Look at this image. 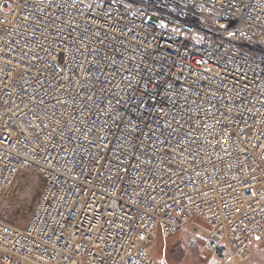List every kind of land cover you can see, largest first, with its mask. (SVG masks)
Here are the masks:
<instances>
[{
    "label": "built area",
    "instance_id": "1",
    "mask_svg": "<svg viewBox=\"0 0 264 264\" xmlns=\"http://www.w3.org/2000/svg\"><path fill=\"white\" fill-rule=\"evenodd\" d=\"M25 169L0 264H157L196 218L218 264H255L264 0H0V204Z\"/></svg>",
    "mask_w": 264,
    "mask_h": 264
},
{
    "label": "rangeland",
    "instance_id": "2",
    "mask_svg": "<svg viewBox=\"0 0 264 264\" xmlns=\"http://www.w3.org/2000/svg\"><path fill=\"white\" fill-rule=\"evenodd\" d=\"M42 188L40 176L31 170H23L17 174L13 184L4 193L0 204V217L16 226L25 225L31 214L38 195ZM199 226L204 230L206 223L196 218L185 228L177 232V235L167 237L159 232L157 243H162L155 248L153 242L151 250L156 251L157 264H218L204 249L205 233L197 234L195 228ZM178 237L174 243L171 238ZM191 243V245H189ZM254 255L251 259L255 264H264V239L254 238L252 241Z\"/></svg>",
    "mask_w": 264,
    "mask_h": 264
},
{
    "label": "crops",
    "instance_id": "3",
    "mask_svg": "<svg viewBox=\"0 0 264 264\" xmlns=\"http://www.w3.org/2000/svg\"><path fill=\"white\" fill-rule=\"evenodd\" d=\"M179 231H181V230H179ZM158 234H159V233H158ZM158 234H157V237H156V239H155V243H154L155 248L159 247V246L162 244V243H160V242L157 243ZM175 235H177V233H175V234H173V235H171V236H169V237H172V236H175ZM167 237H168V236H167ZM177 238H178L177 236H176V237H173V238H171L170 241H172V243H174V241H176ZM152 253H153V252H152ZM155 253H156V251L154 252V256H156Z\"/></svg>",
    "mask_w": 264,
    "mask_h": 264
}]
</instances>
